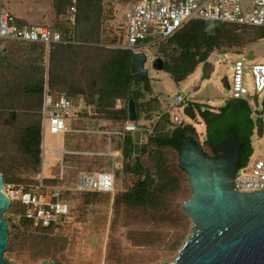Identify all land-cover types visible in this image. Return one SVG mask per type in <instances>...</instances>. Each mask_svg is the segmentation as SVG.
<instances>
[{
    "label": "trees",
    "instance_id": "16d2710c",
    "mask_svg": "<svg viewBox=\"0 0 264 264\" xmlns=\"http://www.w3.org/2000/svg\"><path fill=\"white\" fill-rule=\"evenodd\" d=\"M52 3L55 20L46 26L54 27L52 30L61 33L66 41L74 36V44H52L48 49L41 43L0 40V173L7 188L14 184L37 192L38 176L42 173L43 99L47 86L49 94L84 100L85 107L75 120L77 131L121 134L113 140L114 151L123 154L116 172L119 186H115L114 198L111 193L65 192L63 198L70 205V213L59 225L51 227L27 219L24 209L19 213L11 208L5 213L10 234L5 259L11 264L56 260L57 254L70 246L71 239L65 235L68 221L74 217L94 228L90 231L92 237L109 231L113 232V240L118 232L122 235L126 231L130 240L131 233L139 231L148 234V238H159L163 245L173 235L166 250L175 254L185 245L193 226L183 212V205L193 196L188 174L180 164L185 141L195 140L212 158L216 144L237 134L242 143L238 166L241 169L251 162L253 137L255 133L262 135L263 125L254 121L247 102L231 99L216 112L197 102H187V121L181 127H169L152 79L131 71L135 52L116 48L122 46L125 37L127 43V27L117 24L114 16L105 15L103 0ZM73 4L78 9L76 26L68 29L62 24L69 20ZM14 25L31 26L19 18ZM263 34L264 28L193 19L165 43H155L152 48L157 49L156 57L163 59L164 71L180 85L200 65H210L209 58L215 52L242 55L247 45ZM131 100L137 106L138 133L125 131ZM148 129L153 133L145 134L140 141V133ZM106 137L83 133L66 136L70 140L69 151L87 152L103 150ZM109 163V158L67 155L65 179L44 177V185L76 186L80 172L96 173ZM46 193L40 191L39 196ZM110 244L112 250L117 247L113 241Z\"/></svg>",
    "mask_w": 264,
    "mask_h": 264
},
{
    "label": "built area",
    "instance_id": "2783aa9c",
    "mask_svg": "<svg viewBox=\"0 0 264 264\" xmlns=\"http://www.w3.org/2000/svg\"><path fill=\"white\" fill-rule=\"evenodd\" d=\"M249 1V3H247ZM76 1H74V4ZM70 8L69 23L76 26L78 9L76 5ZM130 9L126 14L128 21L127 44L125 48L135 53H144L147 45L154 43L157 37H170L186 22L198 19L235 25H247L264 28V0H130ZM0 38L3 40L25 41L30 43H44L48 46L54 43H67L61 33L38 26H25L19 28L14 25V16L5 11H0ZM151 40L147 43V40ZM246 55L235 62L233 82L231 85L232 99L245 100L249 93L246 89L245 71L250 69L255 91L261 97L264 94V65L253 63L248 65L249 58ZM152 56H148L146 66L154 62ZM263 83L260 84L259 80ZM187 101L177 96L166 106L165 115L172 128H178L187 121L184 107ZM75 110V103L68 97L55 96L46 93L44 97V136L59 137L67 132L66 118ZM261 114L264 116V103L259 109H254L255 118ZM264 139V118L262 119ZM129 132L140 131L133 123L126 125ZM116 133H107L112 137ZM151 134V133H150ZM44 152L47 149L44 146ZM104 155V154H101ZM106 155V154H105ZM108 156L116 158L108 153ZM63 172L61 174L62 178ZM43 175L41 174V178ZM43 180V179H42ZM38 191H46L43 196L39 192L27 191L23 186L9 185L6 194L12 200H17L25 210L27 219L34 221L42 227L59 225L62 218L70 213V205L64 200V190L59 187H48L43 181L37 187ZM76 190L79 192L97 191L100 193H113L115 191V172L106 170L99 173H79ZM235 190L239 193H252L264 190V158H257L248 166L238 169L235 177Z\"/></svg>",
    "mask_w": 264,
    "mask_h": 264
},
{
    "label": "rangeland",
    "instance_id": "374dc122",
    "mask_svg": "<svg viewBox=\"0 0 264 264\" xmlns=\"http://www.w3.org/2000/svg\"><path fill=\"white\" fill-rule=\"evenodd\" d=\"M17 2L20 4V9L16 11L14 10L13 5L17 4ZM52 2L53 0H0V9L5 8V10L12 11V13L17 12V15H21V9L23 11L29 10V15L34 14L40 18L39 22L32 25L39 26V24H43L45 26H42V28L49 29L50 27H47L46 25H50V22L55 20ZM103 2L105 15L109 16V18L114 16L117 20V24L122 26L125 25L128 28L126 13L131 6V4H129L130 0H103ZM247 3H249V1H247ZM44 18V21L41 20ZM29 21L32 20L29 19ZM68 23L69 20L64 21L62 26L71 29V25ZM53 28L54 27H51L50 29ZM263 35L261 38L255 40L254 43L247 45L243 52L244 54L242 55L236 56L235 54L237 53L235 52H228L227 54L215 52L209 58L210 65H200L195 71V74L180 85L173 81L168 72L154 71L151 66L148 65L149 78L152 79V88L154 93L160 97L159 102H161L164 113L169 102L177 96L183 97L186 101L197 102L204 105L208 110L213 112H216L218 108L226 106L232 98V92L229 85L233 82L234 63L239 58L252 54L254 59L249 60V66L253 63L264 64ZM168 38L169 37H157L155 43H165ZM159 46L161 45H157L156 47ZM143 52H149L156 58L157 49L155 47L152 49L144 48ZM34 56L35 53L33 54V57ZM245 74L244 85L248 89L250 103L253 109H259L264 102V94L259 97V94L255 91L253 77L249 68L246 69ZM207 75L210 76V79H205V76ZM76 107L77 109H82L84 107L83 101L77 100ZM66 119L70 120L68 121L67 126L71 129L74 124L72 121L73 113ZM167 125L171 127L168 121ZM199 129L201 132L203 131V127L200 126ZM145 132L140 133V139H143L145 134L153 133V130L148 129ZM69 142L70 140L67 138L55 137L47 134L45 145L48 151L42 155V168L45 178L53 179L60 175V171L57 169L60 162V156L56 155L54 152L56 150L69 151L71 148ZM253 147L254 156L252 157L251 162L259 157L264 158V139L257 133H255L253 137ZM40 178L41 174L38 176L39 181ZM38 186L39 184L37 187ZM115 186H119L117 181ZM114 193L115 192L111 193L112 198L115 196ZM11 208L13 212H23V207L19 205L17 200H13ZM68 222L69 227H67V233L65 236L71 239V243L66 251L57 254L56 260H53L56 264H161L164 262H174L179 253V251H177L175 254H168L166 250L167 246L172 242L173 235H171L163 245L159 238H156L153 235L148 238L146 236L148 234L139 231L132 232V238L130 240H127L128 233L126 231H123L122 235L118 232L117 236L111 240L113 232L110 233L109 231H106L102 235L98 233L97 237H92L90 231L94 228H91L89 223H82L78 217L71 218ZM111 241L117 245L113 250L111 249ZM27 262L37 263L39 261L33 262L27 260Z\"/></svg>",
    "mask_w": 264,
    "mask_h": 264
},
{
    "label": "water",
    "instance_id": "95a60500",
    "mask_svg": "<svg viewBox=\"0 0 264 264\" xmlns=\"http://www.w3.org/2000/svg\"><path fill=\"white\" fill-rule=\"evenodd\" d=\"M249 60H253L252 56ZM146 62L145 54H134L132 72L139 77L149 76ZM152 69L164 71L163 60L156 58ZM129 120L138 121L134 100L129 103ZM215 153L209 158L195 140L184 143L180 164L188 174L193 196L183 205V212L193 222L192 234L174 262L161 264H264V190H235L242 158V143L237 134L216 144ZM11 206L0 173V264H11L5 259L10 237L5 213Z\"/></svg>",
    "mask_w": 264,
    "mask_h": 264
},
{
    "label": "crops",
    "instance_id": "0c3cea01",
    "mask_svg": "<svg viewBox=\"0 0 264 264\" xmlns=\"http://www.w3.org/2000/svg\"><path fill=\"white\" fill-rule=\"evenodd\" d=\"M128 3V2H127ZM129 4H130V2H129ZM11 5V4H10ZM19 6H20V4L17 2V4H14L13 5V8H14V10H18V9H20L19 8ZM1 10H5V8H1L0 9V11ZM5 11H7V12H9V13H11L13 16H14V22L15 21H17V18H19V19H21V20H24L25 22H27V23H29V24H31V26H35V25H32V24H35V23H37V22H39L40 21V18L37 16V15H34V14H31V15H29V10L28 11H23L22 9H21V15H17V12L16 13H12V11H8V10H5ZM32 12V11H31ZM128 12V11H127ZM127 14V13H126ZM39 18V19H38ZM29 19H31L32 21H29ZM38 19V20H37ZM41 20H45V18L44 19H41ZM51 23V22H50ZM27 26H29V25H27ZM50 29V28H49ZM53 31H56V30H53ZM73 37L74 36H72L71 37V39H69V41L66 43V44H74V42H72V40H73ZM0 40H3V39H0ZM122 46H116V45H114V46H116V48H121V49H127V48H125V46H126V44L127 43H125L126 42V37L124 38V39H122ZM41 44H44V43H41ZM54 44H64V43H54ZM120 44V43H119ZM154 45H155V42L153 43ZM153 44H151V45H147L146 46V49H152V46H153ZM46 46H47V48L49 49L50 48V46H48L47 44H45ZM136 54V53H135ZM137 54H140V53H137ZM146 56H147V59H148V56L150 55V56H152L149 52H147V53H144ZM154 59H156L154 56H152ZM132 67H133V59H132ZM146 68L148 69V67L146 66ZM152 68V67H151ZM131 71H132V68H131ZM133 73V72H132ZM134 74V73H133ZM227 84H228V82H227ZM46 93H49L48 92V90H47V86H46V88H45V93H44V97H45V95H46ZM52 95V94H51ZM70 100H73V99H70ZM77 100H79V99H76V100H74L73 102L75 103V110H74V112H73V119H72V121L74 122V124L72 125L73 127L71 128V129H69V127L67 126L68 125V121H70V120H66V128H67V132L65 133V134H62V135H60L59 137H64V138H66V136H69V135H71V134H73V135H78L79 133H83V134H86V135H98V136H107L106 138H107V142H106V146H105V148L103 149V150H100V151H96V152H87V151H64V150H62V151H60V150H56L54 153L56 154V155H59L60 156V162H59V164H58V167H57V169L60 171V175H59V177L61 176V174H62V172H63V175H62V177H63V179H65V176H66V174H65V170H66V166H65V164H64V159H65V156H67V155H72V156H91V157H98V158H109L110 159V163L109 164H107V165H104L98 172H96V173H99V172H103V171H106V170H114V172H115V183H116V172H117V169L119 168V164H121V161H122V158H123V154H122V152H120V151H114V147H115V145H114V143H113V140H114V137L115 136H117V135H121L120 133H118V132H111V133H116V134H114L112 137H109L108 135H107V133L109 132V131H107V132H105V131H101V130H85V131H77V129H75L74 128V125H75V120H76V118L78 117V114H79V112H81L82 111V109L85 107V102H84V100H82V99H80V100H82L83 101V103H84V107L82 108V109H77V107H76V102H77ZM130 103V102H129ZM43 106H44V99H43ZM128 108H129V105H128ZM128 123H133V122H130V120H129V122ZM127 123V124H128ZM136 123L137 122H135V123H133V124H135L136 125ZM126 124V125H127ZM125 125V126H126ZM140 130V129H139ZM125 131L126 132H129V131H127L126 130V127H125ZM138 132H140V131H138ZM138 132H130V133H138ZM110 133V132H109ZM46 136L47 135H45L44 136V128H43V137H42V140H43V142H42V155L43 154H45V152H44V146H45V148L47 149V147H46V145H45V140H46ZM140 141H142V139H140ZM56 149H58V148H56ZM48 151V150H47ZM108 153H111V154H113V155H115L116 156V158H113L112 156H108L107 154ZM101 154H104V155H101ZM106 154V155H105ZM81 173V172H80ZM83 173H90V172H83ZM95 173V174H96ZM42 175H43V180L42 179H40V181H39V184L43 181V183H44V173H43V168H42V173H41ZM77 177H78V175H77ZM77 177H76V186H77ZM76 186H71V187H69V188H66V187H61V186H59V187H61L63 190H64V193L65 192H70V191H77L76 190ZM79 192V191H78ZM89 192H97V191H89ZM80 193H83V192H80ZM105 194H109V193H105Z\"/></svg>",
    "mask_w": 264,
    "mask_h": 264
},
{
    "label": "bare ground",
    "instance_id": "6f19581e",
    "mask_svg": "<svg viewBox=\"0 0 264 264\" xmlns=\"http://www.w3.org/2000/svg\"><path fill=\"white\" fill-rule=\"evenodd\" d=\"M137 54V53H136ZM259 64H263V63H259ZM264 65V64H263ZM234 67H235V63H234ZM234 67H233V72H234ZM147 69V68H146ZM259 82H260V84L262 85V83H263V80L262 79H260L259 80ZM229 85V84H228ZM232 85V84H231ZM231 85H229L230 86V89H231ZM247 89V88H246ZM248 90V89H247ZM232 99V98H231ZM234 100H236V99H234ZM239 101H245V102H247L248 104H249V106L251 107V111H252V113L254 112V109L252 108V105H251V103H250V99L248 98V96L245 98V100H239ZM187 102H189V101H187ZM264 103V102H263ZM166 112V111H165ZM254 115V114H253ZM260 116H261V114L259 113V115L255 118V116H254V121L255 122H257V121H260L261 123H262V119L264 118V116H263V118H261L260 119ZM258 123V122H257ZM263 124V123H262ZM126 127V126H125Z\"/></svg>",
    "mask_w": 264,
    "mask_h": 264
}]
</instances>
